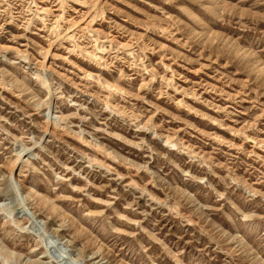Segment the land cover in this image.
I'll return each mask as SVG.
<instances>
[{
  "label": "rangeland",
  "instance_id": "374dc122",
  "mask_svg": "<svg viewBox=\"0 0 264 264\" xmlns=\"http://www.w3.org/2000/svg\"><path fill=\"white\" fill-rule=\"evenodd\" d=\"M0 264H264V0H0Z\"/></svg>",
  "mask_w": 264,
  "mask_h": 264
},
{
  "label": "bare ground",
  "instance_id": "6f19581e",
  "mask_svg": "<svg viewBox=\"0 0 264 264\" xmlns=\"http://www.w3.org/2000/svg\"><path fill=\"white\" fill-rule=\"evenodd\" d=\"M66 37V36H65ZM49 52V51H48ZM48 54V53H47ZM45 55V53H44ZM48 89V88H47ZM49 90V89H48ZM49 92V91H48ZM49 106V105H48ZM45 110H48V107L46 106V109ZM45 130L48 132V128H49V121L46 120L45 122ZM54 124V123H53ZM44 127V126H43ZM52 128V127H51ZM42 129V128H41ZM44 129V128H43ZM44 131V130H43ZM19 158H18V155L14 156V159L13 160H10L8 163H7V167L9 168V176H10V179L13 178L12 176L16 173V171L20 168H24V167H21L20 166V162H18ZM7 170V169H6ZM9 179V177H8ZM8 183V182H7ZM13 182L11 181V184ZM10 184V182H9ZM13 187V185H12ZM14 188V187H13Z\"/></svg>",
  "mask_w": 264,
  "mask_h": 264
}]
</instances>
